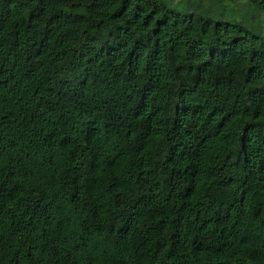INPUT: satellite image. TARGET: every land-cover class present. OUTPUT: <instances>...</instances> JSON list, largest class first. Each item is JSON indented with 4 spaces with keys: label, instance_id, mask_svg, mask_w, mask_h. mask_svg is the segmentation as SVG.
<instances>
[{
    "label": "trees",
    "instance_id": "16d2710c",
    "mask_svg": "<svg viewBox=\"0 0 264 264\" xmlns=\"http://www.w3.org/2000/svg\"><path fill=\"white\" fill-rule=\"evenodd\" d=\"M173 2L0 0V264H264V0Z\"/></svg>",
    "mask_w": 264,
    "mask_h": 264
},
{
    "label": "rangeland",
    "instance_id": "374dc122",
    "mask_svg": "<svg viewBox=\"0 0 264 264\" xmlns=\"http://www.w3.org/2000/svg\"><path fill=\"white\" fill-rule=\"evenodd\" d=\"M234 2V3H236V5H235V7L237 8V9H241L242 8V6H243V1L244 0H227V4L229 5V7L231 8L232 6H231V4H232V2ZM187 2V0H174V2H173V5H174V7L176 8V9H181L183 6H184V4ZM233 5V4H232ZM234 7V6H233ZM232 9V8H231ZM231 9H230V12H231ZM239 21L242 23V24H246L247 22H248V18L246 17V16H244L243 14H240L239 16ZM262 21H263V23H257L256 22V26H257V28H260L261 29V31H262V35H263V37H264V14L262 15Z\"/></svg>",
    "mask_w": 264,
    "mask_h": 264
}]
</instances>
